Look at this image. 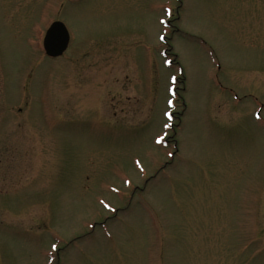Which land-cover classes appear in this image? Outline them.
Returning <instances> with one entry per match:
<instances>
[{"label":"rangeland","instance_id":"obj_1","mask_svg":"<svg viewBox=\"0 0 264 264\" xmlns=\"http://www.w3.org/2000/svg\"><path fill=\"white\" fill-rule=\"evenodd\" d=\"M0 264H264V0H0Z\"/></svg>","mask_w":264,"mask_h":264},{"label":"water","instance_id":"obj_2","mask_svg":"<svg viewBox=\"0 0 264 264\" xmlns=\"http://www.w3.org/2000/svg\"><path fill=\"white\" fill-rule=\"evenodd\" d=\"M70 42V35L65 24L60 21L53 22L48 28L43 39L45 54L50 58L63 55Z\"/></svg>","mask_w":264,"mask_h":264},{"label":"snow or ice","instance_id":"obj_3","mask_svg":"<svg viewBox=\"0 0 264 264\" xmlns=\"http://www.w3.org/2000/svg\"><path fill=\"white\" fill-rule=\"evenodd\" d=\"M55 247V246H54Z\"/></svg>","mask_w":264,"mask_h":264}]
</instances>
